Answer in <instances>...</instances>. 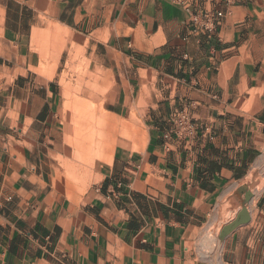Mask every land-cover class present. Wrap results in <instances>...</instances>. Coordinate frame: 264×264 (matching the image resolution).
Here are the masks:
<instances>
[{
  "label": "crops",
  "instance_id": "0c3cea01",
  "mask_svg": "<svg viewBox=\"0 0 264 264\" xmlns=\"http://www.w3.org/2000/svg\"><path fill=\"white\" fill-rule=\"evenodd\" d=\"M187 1L222 13L213 35L174 0H0V264H264V189L219 262L209 233L264 152V0ZM48 24L89 40L109 105L148 113L90 198L67 197L58 164ZM182 110L195 131L179 139Z\"/></svg>",
  "mask_w": 264,
  "mask_h": 264
},
{
  "label": "rangeland",
  "instance_id": "374dc122",
  "mask_svg": "<svg viewBox=\"0 0 264 264\" xmlns=\"http://www.w3.org/2000/svg\"><path fill=\"white\" fill-rule=\"evenodd\" d=\"M43 50L45 58L51 57L56 61L54 66L57 72L53 79L58 93L56 120L59 146L56 151L59 153L58 164L63 173L66 194L71 200L90 198L93 188L99 183L102 168L116 141L124 138L137 140L144 137L146 133L143 125L144 116H148V113L134 111V122H131L127 120L129 112L125 115L121 114L118 112L121 107L108 104L110 98L106 96L109 85L104 70L106 66L99 63L96 70L95 65H91V57L95 54L92 53L90 42L86 37L80 38L74 32L48 24ZM101 57L102 54H98L99 62L102 61ZM91 72L97 75V84L90 80ZM144 100L145 98L142 100L143 109L152 104L148 102L145 104ZM148 100L150 102V98ZM128 103L133 109L137 104L134 98H130ZM263 156L264 153L249 175L237 183V188L248 185L251 186L252 193L262 192L264 177L259 171V174L256 172V166ZM252 172L258 174L256 180L250 177ZM232 196L233 192L221 203L218 210V216L221 218L209 231L213 239L211 248L214 249L218 262L222 247V243L217 239L219 229L233 220L240 210ZM252 202L248 205L249 211L254 210L255 204Z\"/></svg>",
  "mask_w": 264,
  "mask_h": 264
},
{
  "label": "built area",
  "instance_id": "2783aa9c",
  "mask_svg": "<svg viewBox=\"0 0 264 264\" xmlns=\"http://www.w3.org/2000/svg\"><path fill=\"white\" fill-rule=\"evenodd\" d=\"M175 4L180 6L186 15L190 18L191 32L193 34H205L211 36L215 33L217 23L222 17L221 12L193 10L187 0H174ZM226 3L229 0H225ZM195 131V125L191 116L186 111H176L169 122V133L176 138L183 139Z\"/></svg>",
  "mask_w": 264,
  "mask_h": 264
},
{
  "label": "water",
  "instance_id": "95a60500",
  "mask_svg": "<svg viewBox=\"0 0 264 264\" xmlns=\"http://www.w3.org/2000/svg\"><path fill=\"white\" fill-rule=\"evenodd\" d=\"M250 187L251 186L248 185H242L236 188L235 191L233 192L232 199L240 207V210L237 212L233 220L220 227L217 236V239L220 243H222L223 240L235 229L249 223L250 214L247 207L251 199L253 198V193L250 191Z\"/></svg>",
  "mask_w": 264,
  "mask_h": 264
},
{
  "label": "bare ground",
  "instance_id": "6f19581e",
  "mask_svg": "<svg viewBox=\"0 0 264 264\" xmlns=\"http://www.w3.org/2000/svg\"><path fill=\"white\" fill-rule=\"evenodd\" d=\"M264 153V152H263ZM257 161V160H256ZM257 168V173H258V171L261 173V175L264 177V156L261 158V160H260V162H258L257 163V166H256ZM254 173V172H252L251 174H250V177L253 179V180H256L257 179V175L259 174H257V173ZM264 180V179H263ZM250 182V181H249ZM253 183V182H252ZM260 184H261V182H260ZM258 185V184H257ZM259 186V185H258ZM260 186H262V185H260ZM263 187V186H262ZM257 190H258V187H257ZM255 193V192H254Z\"/></svg>",
  "mask_w": 264,
  "mask_h": 264
}]
</instances>
